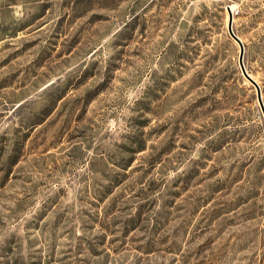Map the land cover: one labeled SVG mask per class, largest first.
Listing matches in <instances>:
<instances>
[{"label":"rangeland","instance_id":"374dc122","mask_svg":"<svg viewBox=\"0 0 264 264\" xmlns=\"http://www.w3.org/2000/svg\"><path fill=\"white\" fill-rule=\"evenodd\" d=\"M264 0H0V264H264Z\"/></svg>","mask_w":264,"mask_h":264},{"label":"water","instance_id":"95a60500","mask_svg":"<svg viewBox=\"0 0 264 264\" xmlns=\"http://www.w3.org/2000/svg\"><path fill=\"white\" fill-rule=\"evenodd\" d=\"M229 11V23H228V30L230 35L233 37V39L239 44L240 46V58H239V62H240V66L242 69V72L244 74V76L246 77V79L255 87L256 92H257V99L259 102V105L261 107L262 113H263V117H264V102L262 99V92H261V88L259 86V84L248 74V72L246 71V68L244 66V62H243V58H244V45L241 41V39L235 35L234 31H233V13L232 10L230 8H228Z\"/></svg>","mask_w":264,"mask_h":264},{"label":"bare ground","instance_id":"6f19581e","mask_svg":"<svg viewBox=\"0 0 264 264\" xmlns=\"http://www.w3.org/2000/svg\"><path fill=\"white\" fill-rule=\"evenodd\" d=\"M230 9H231L232 11L234 10L232 6L230 7Z\"/></svg>","mask_w":264,"mask_h":264}]
</instances>
